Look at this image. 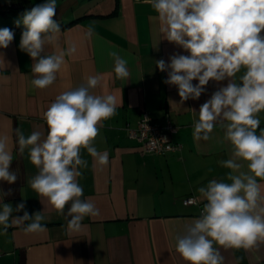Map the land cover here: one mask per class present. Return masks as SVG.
Returning a JSON list of instances; mask_svg holds the SVG:
<instances>
[{
  "label": "crops",
  "instance_id": "crops-1",
  "mask_svg": "<svg viewBox=\"0 0 264 264\" xmlns=\"http://www.w3.org/2000/svg\"><path fill=\"white\" fill-rule=\"evenodd\" d=\"M19 1L28 6L17 11L0 9V28L14 32L8 48L0 49V132L10 136L14 158L10 171L17 173L13 184L0 181V190H10L3 202L14 209L25 204V209L14 211L13 216H23L24 211L30 215L43 212L46 231L30 233L13 227L0 234V264H186L176 252L175 238L198 217L200 207L184 206L181 199L194 196L198 200L199 187L212 179L225 180L230 171L217 163L230 158V146L220 143L223 131L215 129L212 140H196L193 125L198 114L193 110L198 112L227 81H209L198 99L181 102L177 87L163 82L167 73L161 72L155 61L170 62V55L188 53L164 39L156 14L143 0H57L54 19L61 25L59 48L46 45L45 54L67 50L70 45H75L76 51L65 56L53 85L34 88L33 60L19 47L24 29L15 21L46 0H0L6 4ZM90 25H94V33L88 36ZM110 51L129 61L127 80L116 78ZM90 75L102 78L94 93L113 94L119 104L117 115L104 122L95 141L98 150L108 152V165L101 168L82 151L88 161L78 178L82 198H90L99 215L86 217L82 231L70 234L66 217L27 184L37 169L27 150L19 153L15 130L21 129L26 136L34 130L45 131L43 112L50 103ZM144 113L160 124L169 118L173 139L181 143V149L167 156L141 152L129 129L137 126ZM260 119L264 128V113ZM260 183L264 190V181ZM220 251L224 264H264V244L247 251Z\"/></svg>",
  "mask_w": 264,
  "mask_h": 264
},
{
  "label": "clouds",
  "instance_id": "clouds-1",
  "mask_svg": "<svg viewBox=\"0 0 264 264\" xmlns=\"http://www.w3.org/2000/svg\"><path fill=\"white\" fill-rule=\"evenodd\" d=\"M160 23L164 39L182 48L187 55L174 53L169 61H155L163 82L178 89L181 102L198 99L209 81H227L199 108L194 121L196 140H212V133L223 131L220 143L230 146V158L217 163L230 171L225 180L212 179L198 188L203 207L197 218L185 225L176 239V252L186 264H224L220 249L252 250L264 244V0H143ZM57 0H46L26 10L15 21L23 25L20 49L33 60L31 85L46 89L53 85L65 64L67 50L45 54V46L59 48L60 23L56 16ZM94 33L90 25L87 35ZM14 32L0 28V49H6ZM108 55L114 61L117 79L130 76L129 61L117 51ZM2 57V54H0ZM239 74V75H238ZM100 75H90L78 87L61 92L43 112L46 130L29 135L17 128L16 143L21 155L27 150L30 163L37 169L27 184L39 197L68 220L70 234L82 231L86 217L99 215L90 199H83L79 183L81 169L88 167L82 151L86 150L101 168L109 163L108 152L95 146L104 122L117 115L118 100L113 94H95ZM193 81L198 83L193 84ZM259 129V132L257 130ZM10 136L0 132V181L13 184L17 173L13 162ZM0 190V234L9 228L45 232L43 212L13 216L25 209L23 202L15 209ZM27 222V223H26Z\"/></svg>",
  "mask_w": 264,
  "mask_h": 264
},
{
  "label": "built area",
  "instance_id": "built-area-1",
  "mask_svg": "<svg viewBox=\"0 0 264 264\" xmlns=\"http://www.w3.org/2000/svg\"><path fill=\"white\" fill-rule=\"evenodd\" d=\"M173 132L174 126L169 118L166 119L165 124H160L146 113L142 115L134 129H129L130 136L140 143L141 152L164 156L181 149V143L173 139ZM181 203L184 206L197 205L200 210L203 207V202H199L194 196L182 197Z\"/></svg>",
  "mask_w": 264,
  "mask_h": 264
},
{
  "label": "trees",
  "instance_id": "trees-1",
  "mask_svg": "<svg viewBox=\"0 0 264 264\" xmlns=\"http://www.w3.org/2000/svg\"><path fill=\"white\" fill-rule=\"evenodd\" d=\"M27 6H28L27 2L19 1V2L14 3V4H6L5 6L0 7V9L4 10V11H17V10H21Z\"/></svg>",
  "mask_w": 264,
  "mask_h": 264
},
{
  "label": "water",
  "instance_id": "water-1",
  "mask_svg": "<svg viewBox=\"0 0 264 264\" xmlns=\"http://www.w3.org/2000/svg\"><path fill=\"white\" fill-rule=\"evenodd\" d=\"M5 5H6V3L0 2V7H3Z\"/></svg>",
  "mask_w": 264,
  "mask_h": 264
}]
</instances>
